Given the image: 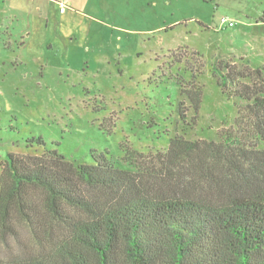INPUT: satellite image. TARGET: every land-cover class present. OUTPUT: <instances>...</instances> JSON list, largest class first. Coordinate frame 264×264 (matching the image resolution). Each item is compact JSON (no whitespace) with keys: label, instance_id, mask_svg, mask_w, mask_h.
<instances>
[{"label":"rangeland","instance_id":"rangeland-1","mask_svg":"<svg viewBox=\"0 0 264 264\" xmlns=\"http://www.w3.org/2000/svg\"><path fill=\"white\" fill-rule=\"evenodd\" d=\"M61 2L62 14L53 0H0V173L9 153L46 149L77 163L95 149L121 169L156 171L175 137L220 142L234 127L216 63L264 69V0ZM38 208L46 236L50 215ZM12 219L3 260L36 252L27 222Z\"/></svg>","mask_w":264,"mask_h":264},{"label":"trees","instance_id":"trees-1","mask_svg":"<svg viewBox=\"0 0 264 264\" xmlns=\"http://www.w3.org/2000/svg\"><path fill=\"white\" fill-rule=\"evenodd\" d=\"M213 76L236 100L234 127L220 142L175 137L150 164L156 171L121 169L95 149L92 163L57 149L9 153L0 173V235L13 233L14 213L30 227L36 252L0 264H264V150L257 149L264 69L218 62ZM30 141L45 145L42 137ZM38 205L50 215L46 236Z\"/></svg>","mask_w":264,"mask_h":264},{"label":"built area","instance_id":"built-area-1","mask_svg":"<svg viewBox=\"0 0 264 264\" xmlns=\"http://www.w3.org/2000/svg\"><path fill=\"white\" fill-rule=\"evenodd\" d=\"M55 3H57L59 5V11L61 13H63L65 11V9H67V7L65 5L62 4L61 0H53ZM220 24L225 25L227 24L229 27H233L234 23L232 21H228L226 19H221Z\"/></svg>","mask_w":264,"mask_h":264},{"label":"crops","instance_id":"crops-1","mask_svg":"<svg viewBox=\"0 0 264 264\" xmlns=\"http://www.w3.org/2000/svg\"><path fill=\"white\" fill-rule=\"evenodd\" d=\"M60 14H62L60 11H59Z\"/></svg>","mask_w":264,"mask_h":264}]
</instances>
